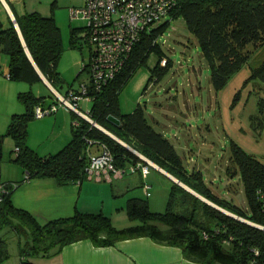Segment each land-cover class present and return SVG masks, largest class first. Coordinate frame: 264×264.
<instances>
[{"label":"trees","instance_id":"trees-1","mask_svg":"<svg viewBox=\"0 0 264 264\" xmlns=\"http://www.w3.org/2000/svg\"><path fill=\"white\" fill-rule=\"evenodd\" d=\"M7 2L33 62L57 89L54 83L62 82L57 61L63 44L55 17L38 11L17 14L11 2ZM0 4V51L8 56V77L28 83L43 82L13 20L7 12L6 18H1L5 8L1 0ZM168 16L184 18L208 61L210 77L217 88L223 86L249 58L252 50L248 45L257 49L264 44V0H175ZM167 23L168 20L157 24L149 32H142L115 77L99 90L90 91L93 98L89 116L200 195L237 217L207 203L172 180L163 212L152 211L147 198L128 197L126 212L135 223L123 227L114 226L110 217L101 210H76L71 216L41 221L12 202L11 193L20 181H3L0 182L5 189H0V264L10 255L7 238L12 236L17 240L20 264H35L34 258L53 254L65 244L84 238L91 239L96 245L107 246L139 236H149L159 243L178 246L186 258L196 262L264 264V161L232 142V159L237 164L247 203L243 207L232 199L216 195L203 181L199 171L189 172L184 167L174 144L148 122L141 104L138 103L127 113L120 110V89L136 67L146 61L148 54L158 48L157 38ZM78 29L71 28L70 45L82 48L84 45L79 40L80 35H77ZM163 58L160 56L158 62ZM167 64L168 59L160 68ZM82 70H87V63L83 64L80 72ZM249 79H259L264 83V59L252 68ZM18 99L24 105V111L11 115L5 134L14 140L13 160L21 165L26 178L49 176L61 185L81 182L87 178L86 167L93 154V146L100 153L101 145H104L113 165L118 168L143 161L132 150L73 111L70 139L56 152L41 155L27 144V134L29 122L35 118L34 107L39 103L45 104V96H36L27 90L20 91ZM258 110L259 114L264 110V99H260ZM109 114L116 116L119 124L111 122L107 118ZM262 126L264 122L259 121L258 128ZM5 134L0 133V158ZM135 172L142 176L139 169Z\"/></svg>","mask_w":264,"mask_h":264},{"label":"rangeland","instance_id":"rangeland-1","mask_svg":"<svg viewBox=\"0 0 264 264\" xmlns=\"http://www.w3.org/2000/svg\"><path fill=\"white\" fill-rule=\"evenodd\" d=\"M3 1L12 19L14 13L10 4ZM82 4L83 0H14L11 4L13 10L38 11L55 17L61 30L63 49L57 61L62 82L54 84L62 96L68 87L77 88L88 77L87 70L80 72L88 60L87 46L78 48L70 45L71 28L78 27L77 35H81L86 24L81 16L71 18L70 8ZM166 20L168 23L157 38L158 48L148 54L146 61L136 67L120 89V110L127 113L141 104L148 122L174 144L189 172L199 171L203 181L216 195L232 198L236 204L247 206L239 170L232 159V142L264 161V126L258 128L259 121L264 122V110L260 114L258 110L260 99H264V83L259 79H249L252 68L264 59V44L257 49L248 45L252 50L249 58L223 86L217 88L211 80L208 61L184 18L167 16L158 24ZM160 56L168 59L164 68L160 65L166 61L158 62ZM0 58V133L5 134L13 113L24 111L18 93L27 90L40 93L45 96V105L56 102L58 108L29 122L27 144L41 155L56 152L71 137L73 112L59 106L56 90L48 84L10 79L2 64L8 56L1 52ZM90 105L91 102L80 100L79 108L86 112ZM14 149V140L5 134L0 182L11 181V177L23 171L21 165L13 160ZM91 151L98 153L96 146ZM118 180L129 182L132 192L114 195L110 191L109 196L99 202V209L110 217L114 226L135 223L129 219L125 208L127 197L131 195L147 198L152 211L165 210L172 178L157 167H150L144 178L135 172L125 173L113 183L106 181L108 189L116 188ZM143 182L150 185L149 195L145 193ZM156 223L163 227V224ZM7 246L10 255L3 264H20L16 238L8 237Z\"/></svg>","mask_w":264,"mask_h":264},{"label":"built area","instance_id":"built-area-1","mask_svg":"<svg viewBox=\"0 0 264 264\" xmlns=\"http://www.w3.org/2000/svg\"><path fill=\"white\" fill-rule=\"evenodd\" d=\"M174 6L175 0H83L81 6L71 7V18L81 16L86 20L79 40L89 50L86 62L88 77L87 81L80 82L79 87L68 88L64 96L55 91L59 106H65L94 125L96 122L89 116L90 106L86 112L82 111L79 101L91 102V92L99 90L122 69L141 33L149 32L161 18L170 14ZM165 61L163 58L161 63ZM57 108L56 102L47 105L39 103L34 107V115L42 117ZM133 150L143 161L127 168H118L113 165L109 151L101 145L100 153L90 156L86 167L87 178L111 182L137 169L143 177L150 167L159 169L152 160ZM149 187L144 183L146 194H149ZM0 189L5 191L1 183Z\"/></svg>","mask_w":264,"mask_h":264},{"label":"crops","instance_id":"crops-1","mask_svg":"<svg viewBox=\"0 0 264 264\" xmlns=\"http://www.w3.org/2000/svg\"><path fill=\"white\" fill-rule=\"evenodd\" d=\"M13 1L9 0L11 4ZM2 4L5 9L1 12V18L5 19L6 12L9 16L10 12L3 2ZM14 11L17 14L22 13L15 8ZM2 64L5 74H8V58L2 60ZM43 83H49L54 88L48 80L47 83L43 80ZM53 90L58 91L55 88ZM35 95L44 96L40 93ZM11 178V181H20L11 193L14 205L30 211L41 221L71 216L76 210L98 211L100 200L103 201L109 196L110 191L114 195L132 192V185L120 180L116 188L108 189L106 184L108 181L95 178H85L81 182H68L63 185L49 176L26 178L24 171ZM33 262L35 264H207L192 261L184 256L180 247L159 243L149 236L122 239L107 246L96 245L91 239L84 238L65 244L53 254L38 256Z\"/></svg>","mask_w":264,"mask_h":264},{"label":"water","instance_id":"water-1","mask_svg":"<svg viewBox=\"0 0 264 264\" xmlns=\"http://www.w3.org/2000/svg\"><path fill=\"white\" fill-rule=\"evenodd\" d=\"M1 1L4 3L3 0H1ZM4 4H5V3H4ZM12 20L14 21V24H15V26H16L18 32H19L20 38H21V40H22V42H23V44H24V46H25V43H24L23 37H22V35H21L20 29H19V27H18V24H17L16 21H15V18L12 17ZM25 48H26V52H27V54H28V56H29L31 62L33 63V65L35 66V68L38 70V68L36 67L35 63L33 62L32 57L30 56L29 51H28V49H27L26 46H25ZM38 72H39V74H40L42 80H44V81L47 83V79L42 75V73H41L39 70H38ZM47 84L49 85V83H47ZM49 86H50V85H49ZM51 88H52V87H51ZM107 118H108L111 122H113V123H115V124H119V119H118L116 116H114V115H112V114H109V115L107 116ZM94 126H96V127H98L99 129L103 130V131H104L105 133H107L109 136H111L112 138H114V139L117 140L118 142L122 143V144H123L124 146H126L128 149H130V150H132L133 152H135V151L132 149V147H130L129 145H127L126 143H124L122 140H120L118 137H116L114 134H112L111 132H109L108 130H106L104 127H102V126L99 125L98 123H94ZM158 167H159V169H160L161 171H163V172H164L165 174H167L170 178H172V180H174L176 183H178L179 185H181L182 187H184L185 189H187V190L190 191L191 193L195 194V195H196L197 197H199L200 199L206 201L207 203H209V204L215 206L216 208H218V209H220V210H222V211H224V212H226V213H228V214H230V215H233V216L237 217V216L234 215L233 213L227 211L226 209H224V208H222V207L216 205V204L213 203L212 201H210V200H208L207 198H205L204 196L200 195L198 192H196L195 190H193L192 188H190L189 186H187L186 184H184L183 182H181L179 179H177L176 177H174L173 175H171L170 173H168L166 170H164V169L161 168L160 166H158ZM239 218H240V217H239ZM241 219L244 220V221H247V220H245V219H243V218H241ZM247 222H249V221H247ZM249 223H251V222H249Z\"/></svg>","mask_w":264,"mask_h":264}]
</instances>
